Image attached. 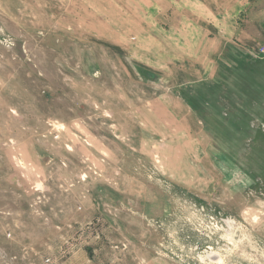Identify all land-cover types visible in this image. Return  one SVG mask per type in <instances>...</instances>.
<instances>
[{
	"label": "rangeland",
	"instance_id": "1",
	"mask_svg": "<svg viewBox=\"0 0 264 264\" xmlns=\"http://www.w3.org/2000/svg\"><path fill=\"white\" fill-rule=\"evenodd\" d=\"M0 264H264V0H0Z\"/></svg>",
	"mask_w": 264,
	"mask_h": 264
}]
</instances>
